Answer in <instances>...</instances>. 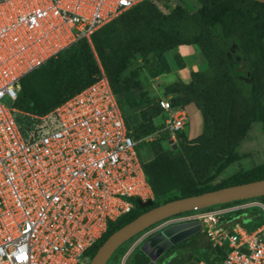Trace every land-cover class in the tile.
<instances>
[{"label": "built area", "instance_id": "1", "mask_svg": "<svg viewBox=\"0 0 264 264\" xmlns=\"http://www.w3.org/2000/svg\"><path fill=\"white\" fill-rule=\"evenodd\" d=\"M143 1L164 15L188 6L186 0H0V264H89L110 223L135 211L138 201H153L138 142L101 66L90 84L45 114L14 106L22 78ZM157 105V127L175 143L188 124L186 108L171 97ZM255 209L264 216L257 198L171 216L136 235L122 264L150 236L187 222L198 223L210 250L192 264H264V223L245 226Z\"/></svg>", "mask_w": 264, "mask_h": 264}, {"label": "trees", "instance_id": "2", "mask_svg": "<svg viewBox=\"0 0 264 264\" xmlns=\"http://www.w3.org/2000/svg\"><path fill=\"white\" fill-rule=\"evenodd\" d=\"M195 1L198 4L196 10L176 5L167 15L160 13L150 2L143 1L98 29L90 41L78 40L20 81L14 106L23 112L45 114L90 84L101 66L121 111L120 99L129 110H138L141 115L142 123L137 129H132L124 118L137 141V133L147 136L158 129L155 120L161 111L157 101L148 102L141 83L121 82L120 74L132 55H156L159 65L149 70L151 78L166 73L169 65L164 53L179 46H197L206 63V70L192 72L189 84L184 87L191 102L203 112L202 134L188 142L184 131L177 133L178 148L166 151L160 144L167 134L164 137L165 132H161L159 139L149 143L146 156L138 145V156L153 192V204L146 208L137 206L132 213L110 223L106 233L91 249V257L113 232L155 206L264 179L263 164L235 174L221 184L212 185V181L232 162V110L240 89L241 74L237 69L238 63L232 62L229 57L227 35L218 32L217 24H232L236 16L235 8L242 10L263 31V37L253 43L251 41L248 46L264 59V4L252 0ZM178 65L182 67L179 62ZM250 90L253 98L258 99L259 83L252 72ZM171 100L175 106L184 107L177 97L171 96ZM259 122L264 134V104ZM172 192L178 193V197L168 199ZM261 199L264 201V197L257 198ZM263 223L264 216L257 213L248 216L245 226L255 228ZM148 263V258L140 253L131 264ZM162 264L179 262L172 258Z\"/></svg>", "mask_w": 264, "mask_h": 264}, {"label": "rangeland", "instance_id": "3", "mask_svg": "<svg viewBox=\"0 0 264 264\" xmlns=\"http://www.w3.org/2000/svg\"><path fill=\"white\" fill-rule=\"evenodd\" d=\"M186 4H188L189 7L187 5L184 6L190 11H194L198 8V4L195 0H186ZM235 12L236 16L232 24H217L218 32H223L227 35V44L230 47L229 57L231 61L234 63L237 62L239 65L237 69L241 71L239 76L240 89L232 110L233 129L231 137L233 139V147L230 153L232 162L212 181V185L221 184L227 178L235 174L243 173L264 164V134L261 129V123L259 122L264 104V59L259 52L255 49H250L248 46L251 41L253 43V41H257L258 38H262L263 31L258 29L255 21L249 18L242 10L235 8ZM164 58L169 65V69L166 73L157 78H151L149 76V70L155 69L159 65L156 55L149 54L145 57H141L137 54H133L120 74L121 82L125 83L132 81L136 84L141 83L149 103H155L160 98L171 96L180 99L188 114V124L184 128V134L189 142L202 134L204 117L202 110L198 109V107L191 102L190 96L186 93L184 87L189 84L190 74L192 72L201 73L206 70V63L197 46L176 47L173 50L166 51L164 53ZM178 62L182 67L178 65ZM251 72L255 75L259 83L260 94L258 99L253 98L250 90ZM119 102L125 120L132 129H137L142 123L139 111L129 110L121 99ZM161 122V118L155 120L156 125H159ZM161 132L163 133L161 128H158L147 136L137 133L138 145L145 156L149 143L152 140L159 139ZM166 134L167 132L163 134L164 137ZM160 145L161 148L166 151H174L178 148L179 144L176 138L175 143L165 140L162 141ZM177 197L178 193L176 192H172L167 196L168 199H175ZM259 202L264 204L263 199ZM257 213H261V210L255 209L254 211L247 212L248 215ZM234 215L236 214H232L231 217H234ZM238 215L240 216V214ZM242 215L246 216L245 213ZM135 237L137 236L130 238L120 245L110 256L106 264H122L124 254L135 242ZM102 244L96 248L92 258ZM209 251L206 237L201 233H197L174 245L162 257L171 253L172 257L177 259L179 264H192L198 259H204L205 255L208 256L207 253H209ZM140 253H143L142 244L128 254L124 264H131L134 257ZM161 260L167 262L163 258L158 259L156 263L159 264Z\"/></svg>", "mask_w": 264, "mask_h": 264}, {"label": "water", "instance_id": "4", "mask_svg": "<svg viewBox=\"0 0 264 264\" xmlns=\"http://www.w3.org/2000/svg\"><path fill=\"white\" fill-rule=\"evenodd\" d=\"M264 4V0H252ZM264 197V179L239 185L228 186L199 195L180 198L155 206L119 228L108 237L93 256L89 264H106L113 252L124 242L138 235L150 226L182 213L208 208L215 205ZM153 204L151 200L138 201L139 207ZM199 232L197 222L170 225L150 236L142 244V252L149 257L148 264L156 260L169 248Z\"/></svg>", "mask_w": 264, "mask_h": 264}, {"label": "flooded vegetation", "instance_id": "5", "mask_svg": "<svg viewBox=\"0 0 264 264\" xmlns=\"http://www.w3.org/2000/svg\"><path fill=\"white\" fill-rule=\"evenodd\" d=\"M140 208H142V207H140ZM172 248V247H171ZM171 248H169L167 251H165V253H167ZM165 253H163L158 259H163L164 258V260H166V261H168V260H171L173 257H172V254L171 253H169L168 255H165L164 257H162ZM145 255V254H144ZM147 258H148V260H149V257L147 256V255H145ZM157 259V260H158ZM156 260V261H157ZM150 261V260H149ZM162 263H164V261L163 260H161L160 261V263L159 264H162Z\"/></svg>", "mask_w": 264, "mask_h": 264}, {"label": "crops", "instance_id": "6", "mask_svg": "<svg viewBox=\"0 0 264 264\" xmlns=\"http://www.w3.org/2000/svg\"><path fill=\"white\" fill-rule=\"evenodd\" d=\"M185 47H188V46H185Z\"/></svg>", "mask_w": 264, "mask_h": 264}]
</instances>
